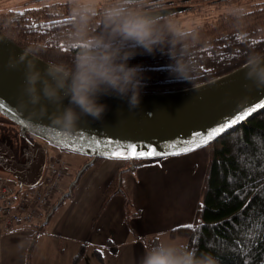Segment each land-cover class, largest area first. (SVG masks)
I'll return each instance as SVG.
<instances>
[{
	"label": "trees",
	"instance_id": "1",
	"mask_svg": "<svg viewBox=\"0 0 264 264\" xmlns=\"http://www.w3.org/2000/svg\"><path fill=\"white\" fill-rule=\"evenodd\" d=\"M220 1L238 6L215 14L190 30L177 31L183 34L178 37L177 50H184L185 60L190 59L195 69L191 82L178 80L172 74L173 61L167 51L137 54L128 63L141 67V93L172 92L205 84L243 67L252 52H264V0H248L249 8L239 7L241 0ZM105 3L97 7L103 8ZM175 11L161 13L172 15ZM70 17L71 1L24 12L11 11L0 18L10 22L11 27L5 26L7 29L1 31L50 64L71 65L76 50L67 44ZM94 23L99 27V19ZM208 149L202 200L192 227L174 228L169 235L173 239L183 238L198 255L211 253L218 264H264V113L213 142ZM86 158L84 163L90 161ZM103 160L96 159L92 166ZM144 162L124 161L103 191L100 213L114 196L122 195L125 220L129 223L137 212L122 185V175ZM71 196L64 198L60 206ZM46 225L42 224L40 229ZM147 241L156 243L157 237ZM84 252L82 249L75 260ZM95 252L101 258L100 251Z\"/></svg>",
	"mask_w": 264,
	"mask_h": 264
},
{
	"label": "clouds",
	"instance_id": "2",
	"mask_svg": "<svg viewBox=\"0 0 264 264\" xmlns=\"http://www.w3.org/2000/svg\"><path fill=\"white\" fill-rule=\"evenodd\" d=\"M164 0H107L98 8L96 0H71V34L67 41L75 49L71 65L50 64L41 69L25 63L22 103L48 116L52 124L71 133L85 116L99 120L107 105L101 96L127 99L129 108L140 106L143 76L139 65L130 66L137 54L165 52L172 59V74L191 82L195 70L177 50L178 33L172 20L158 9ZM99 19V27L94 23ZM139 50V51H138ZM17 63L10 62V68ZM245 78L256 89H264V52H252L245 63ZM68 105H64V100ZM49 106L54 110L49 115ZM151 118L152 113H148ZM139 264H218L211 253H200L186 243L159 233L157 242L146 245Z\"/></svg>",
	"mask_w": 264,
	"mask_h": 264
},
{
	"label": "water",
	"instance_id": "3",
	"mask_svg": "<svg viewBox=\"0 0 264 264\" xmlns=\"http://www.w3.org/2000/svg\"><path fill=\"white\" fill-rule=\"evenodd\" d=\"M21 57H24L25 63L29 60L35 62L42 70L50 65L21 47L0 30V104L4 105L0 113L19 128L21 136L33 147L36 154V163L26 170L17 163L12 149L0 141V153L7 157L19 191L24 187L36 186L41 181L45 170L46 150L33 136L63 150L90 158V161L78 170L74 180L68 186V191L52 207L43 225L48 223L64 198L72 195L73 188L80 177L94 164L95 160L105 159L96 153L93 141L146 144L156 146L160 150L169 143L188 141L195 134L208 133L230 121L245 109L257 103H264V89H256L249 84L245 78L244 65L227 75L195 87L172 92L141 93L140 106L134 110L129 108L127 99L115 95L101 96L99 102L107 105L102 118L96 120L91 116H85L77 129L67 133L52 124L48 116L22 103L25 63L20 62ZM10 62L17 63L18 66L10 68ZM63 103L67 106L68 100L65 99ZM53 110L49 106V115ZM148 113H152L151 118ZM262 113L264 109H258L245 121L226 129L210 144ZM73 144L79 152L70 150ZM147 160L150 159L141 161Z\"/></svg>",
	"mask_w": 264,
	"mask_h": 264
},
{
	"label": "crops",
	"instance_id": "4",
	"mask_svg": "<svg viewBox=\"0 0 264 264\" xmlns=\"http://www.w3.org/2000/svg\"><path fill=\"white\" fill-rule=\"evenodd\" d=\"M199 152L143 167L138 177L133 171L122 175V185L137 212L129 223L125 220L122 195L114 196L100 213L103 191L124 161L104 159L91 166L44 229L20 225L12 233L0 230V264H139L147 239L159 233H167V238L173 239L169 235L172 229L193 223L207 165L202 176L195 179L193 167L186 166L183 171L180 165L193 160ZM201 152L206 153L202 156L207 157L208 163V147ZM167 166L174 171L167 172ZM71 176L69 173L66 178ZM191 179L194 182L190 189ZM82 249L84 255L76 261Z\"/></svg>",
	"mask_w": 264,
	"mask_h": 264
},
{
	"label": "rangeland",
	"instance_id": "5",
	"mask_svg": "<svg viewBox=\"0 0 264 264\" xmlns=\"http://www.w3.org/2000/svg\"><path fill=\"white\" fill-rule=\"evenodd\" d=\"M66 1H71V0H0V18H2L3 14H8L11 11L12 12H18V11L24 12V11H27L28 8L29 9H35V8L39 9L40 6L43 4H47L51 2L63 3ZM106 1L107 0H96V4L97 5L103 4ZM167 1L168 3L166 4L163 3V7L169 9L170 11L171 9L173 11H175L176 9L177 10L173 12L172 15H168V14H163V15L169 17L172 20L174 28L176 29V31H179V32L190 30L196 26L203 24L211 16L231 10L238 6L235 4L228 5L225 2L224 3L221 2L220 0H216V1L215 0H167ZM248 3H249L248 0H241L239 7L249 8ZM189 7H193V9L189 10ZM2 21L3 20L0 19V26H1L0 30L7 29L6 27L8 28L11 27L10 22H2ZM8 123H9L8 126L10 127L8 129L4 126H0V141L12 149L17 163L22 168L29 170L31 166L36 163V154L33 150V147L21 136L19 128L14 123H12L9 120H8ZM40 144L44 148H46L48 155H62L68 161L69 171H70V174H72V176L70 178H66V180L63 183L62 192H65L67 184H69L72 178L75 177L76 173L82 166L81 164L84 163L87 160V158L78 153L66 151L54 145L48 144L47 142L41 139H40ZM206 150H207V147L197 150L200 152L199 154H196V156L193 157V160L188 161V162L183 161V164L180 165V166H183V171L185 170L186 166H189V169L193 167L194 168V176H193L194 179L197 178V176H202V173L204 172V169L207 165L206 164L207 157L202 156L204 154L206 156V153L201 152V151H206ZM195 157L197 158L195 159ZM84 159L86 160L84 161ZM162 160L164 159L158 158V159H150V160L145 161L142 164V166H139L133 171V173H135L134 177H138L139 169L146 167V166L156 165L157 162H160ZM161 167H164V165ZM171 167L172 166H167L166 168L167 172L170 173L172 172V170L174 171V168H171ZM0 180H5L9 184L17 183L15 177L13 176L10 163L7 157L2 153H0ZM130 182H131V179H130ZM193 182L194 181H192L191 179L190 189L193 188ZM159 183L166 184L164 181L163 182L159 181ZM75 189L76 187L74 188V190ZM196 194L197 192L195 193V197H196ZM136 196L138 197L137 192H136ZM201 200L202 198L200 197L199 202H201ZM176 241L180 243H185V240L183 238H177Z\"/></svg>",
	"mask_w": 264,
	"mask_h": 264
},
{
	"label": "built area",
	"instance_id": "6",
	"mask_svg": "<svg viewBox=\"0 0 264 264\" xmlns=\"http://www.w3.org/2000/svg\"><path fill=\"white\" fill-rule=\"evenodd\" d=\"M69 163L62 155H48L41 181L19 191L17 183L0 180V230L12 233L20 225H38L62 193Z\"/></svg>",
	"mask_w": 264,
	"mask_h": 264
},
{
	"label": "snow or ice",
	"instance_id": "7",
	"mask_svg": "<svg viewBox=\"0 0 264 264\" xmlns=\"http://www.w3.org/2000/svg\"><path fill=\"white\" fill-rule=\"evenodd\" d=\"M4 105L0 104V109H3ZM258 109H264V103H257L252 107L245 109L242 113L236 115L233 119L226 122L222 126L209 131L204 134H195L188 141H181L179 143L172 142L166 145L165 148L160 150L156 146L146 145V144H122L120 142L113 141H93L96 153L101 155L105 159L113 160H145L161 158L167 159L168 157H178L181 155H187L197 149L206 147L213 141L217 136H219L226 129L231 128L233 125H237L246 118L251 116L253 113L257 112ZM23 124L24 121L22 120ZM72 151L79 152V149L73 144L70 148ZM191 228L192 225L186 226Z\"/></svg>",
	"mask_w": 264,
	"mask_h": 264
},
{
	"label": "flooded vegetation",
	"instance_id": "8",
	"mask_svg": "<svg viewBox=\"0 0 264 264\" xmlns=\"http://www.w3.org/2000/svg\"><path fill=\"white\" fill-rule=\"evenodd\" d=\"M55 3H57V2H51V3H47V4H43V5H41L40 6V8L41 7H51V6H53ZM166 3H168V1L167 0H165L164 1V4H166ZM160 12H164V11H166V10H169V9H167V8H165V7H161V8H159L158 9ZM172 10V9H171ZM8 120L9 119H7L5 116H3L1 113H0V126H4V127H6L7 129L8 128H10L9 126H8ZM10 121V120H9ZM33 138L38 142V143H40V139L39 138H36V137H34L33 136Z\"/></svg>",
	"mask_w": 264,
	"mask_h": 264
}]
</instances>
